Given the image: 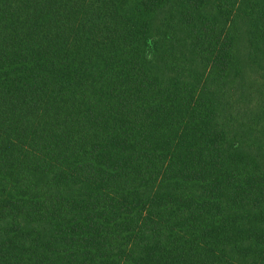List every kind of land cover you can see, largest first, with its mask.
I'll use <instances>...</instances> for the list:
<instances>
[{
	"label": "trees",
	"instance_id": "16d2710c",
	"mask_svg": "<svg viewBox=\"0 0 264 264\" xmlns=\"http://www.w3.org/2000/svg\"><path fill=\"white\" fill-rule=\"evenodd\" d=\"M0 264H264V0H0Z\"/></svg>",
	"mask_w": 264,
	"mask_h": 264
},
{
	"label": "rangeland",
	"instance_id": "374dc122",
	"mask_svg": "<svg viewBox=\"0 0 264 264\" xmlns=\"http://www.w3.org/2000/svg\"><path fill=\"white\" fill-rule=\"evenodd\" d=\"M239 48H240L239 57L241 58L242 65L245 66V69L247 70V72H249V77L247 78V80H250L249 82H251V79L252 80L256 79V72H254L251 64L249 63L250 62L249 53L251 50V46L249 45V40L247 37L243 38ZM239 67H240L239 63H237L234 73H237L239 71Z\"/></svg>",
	"mask_w": 264,
	"mask_h": 264
}]
</instances>
